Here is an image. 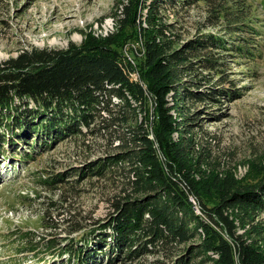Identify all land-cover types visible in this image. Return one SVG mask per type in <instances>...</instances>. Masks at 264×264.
<instances>
[{
  "label": "trees",
  "instance_id": "trees-1",
  "mask_svg": "<svg viewBox=\"0 0 264 264\" xmlns=\"http://www.w3.org/2000/svg\"><path fill=\"white\" fill-rule=\"evenodd\" d=\"M252 1L116 0L113 31H81L79 45L32 47L1 61L0 149L4 142L20 141L30 157L36 147L47 149L48 140L88 133L111 147L79 171L81 177L118 183L110 212L78 239L71 234L84 226L70 227L64 240H46L47 254L56 255L50 264H264L263 156L244 158L241 177L235 166L220 168L207 148L196 147L193 114L181 105L184 99L214 103L233 95L231 88L198 91L201 83L195 80L183 88L181 81L199 69H217L224 53L254 59L257 42L243 34L255 29L248 23ZM198 2L205 23L196 37L183 41L167 12ZM218 26L224 35L202 32ZM131 40H136V53L129 50L139 71L135 81L129 77L135 69L120 50ZM64 177L56 173L39 181L55 188L68 181ZM65 191L60 187L42 207V222L52 221L53 214L67 222L61 217ZM20 234L26 244L18 251H35L40 243L35 234ZM147 255L165 261L140 260Z\"/></svg>",
  "mask_w": 264,
  "mask_h": 264
},
{
  "label": "rangeland",
  "instance_id": "rangeland-1",
  "mask_svg": "<svg viewBox=\"0 0 264 264\" xmlns=\"http://www.w3.org/2000/svg\"><path fill=\"white\" fill-rule=\"evenodd\" d=\"M115 1L0 0V63L23 49L39 47L57 50L67 48L71 43L79 45L82 42L81 31L98 35L113 31L111 14ZM260 1L264 3V0L252 1L255 10L248 22L255 26L254 31L260 35L253 38L254 31L248 30V27L244 29L253 33H243L251 35L248 39L257 42L254 43V59H251V55L239 58L237 54L224 53L217 69H199L195 73L185 74L181 81L183 88L189 86L190 81L201 83L198 91L210 87L233 89V95L221 98L220 102L199 103L184 99L181 105L185 111L193 114L192 132L196 147L207 148L214 161L220 163V168L233 169L235 166V174L239 177L246 171L242 163L244 158L255 153L263 156L264 160V7ZM202 4L190 5L179 13L168 10L167 22H177L178 34L183 41L196 37L198 28L205 23L201 19L204 16L200 12ZM220 30L219 26L206 27L202 32L211 34ZM135 44L136 40H131L120 50L138 77L135 56L129 52H135ZM168 99H171L170 96ZM117 101V98H113L114 103ZM47 142V149L36 147L30 157L24 154L27 148L20 141L12 145L4 142L0 149V264H45L47 261L46 264H50L56 255L50 257L47 254L46 240L52 236L56 240H64L70 227L84 226L78 233L71 234L78 239L89 224L106 218L110 212L111 196L118 193V183L117 187L113 180L79 176L82 166L110 150L106 140L88 133L84 137L71 136L55 143ZM56 173H64V180L68 181L58 182L55 188L39 181V178L48 179ZM60 187L66 189L65 195L68 197L61 215L63 219L67 218V222L60 223L54 214L52 221L42 222V207L51 197L56 198ZM195 201L193 205H197ZM261 216L264 217V212ZM26 230L33 232L34 240L40 243H37L35 251L20 253L18 248L26 244L25 240L20 239V233ZM237 231L242 232L240 229ZM27 239L29 242L30 239ZM155 258L165 261L160 256L152 255L140 260L150 262ZM106 260L103 258V261ZM168 261L165 262L170 264Z\"/></svg>",
  "mask_w": 264,
  "mask_h": 264
},
{
  "label": "built area",
  "instance_id": "built-area-1",
  "mask_svg": "<svg viewBox=\"0 0 264 264\" xmlns=\"http://www.w3.org/2000/svg\"><path fill=\"white\" fill-rule=\"evenodd\" d=\"M129 77H130L131 80H134V81H135L136 78H137V77L135 76V72L130 73V76H129ZM189 200H190V202L193 204V201H194L193 198L190 197ZM194 207H195L196 211L198 212V209L196 208L195 205H194Z\"/></svg>",
  "mask_w": 264,
  "mask_h": 264
}]
</instances>
